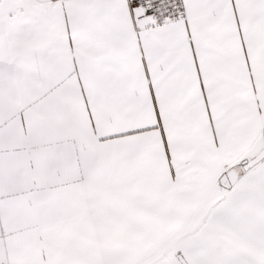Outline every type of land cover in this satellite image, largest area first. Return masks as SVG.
Masks as SVG:
<instances>
[{
  "label": "snow or ice",
  "instance_id": "snow-or-ice-1",
  "mask_svg": "<svg viewBox=\"0 0 264 264\" xmlns=\"http://www.w3.org/2000/svg\"><path fill=\"white\" fill-rule=\"evenodd\" d=\"M0 264H264V0H0Z\"/></svg>",
  "mask_w": 264,
  "mask_h": 264
}]
</instances>
